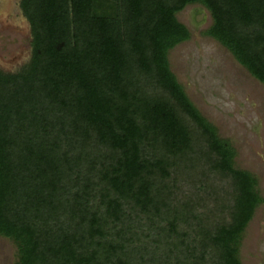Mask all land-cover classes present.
Here are the masks:
<instances>
[{"label": "trees", "instance_id": "obj_1", "mask_svg": "<svg viewBox=\"0 0 264 264\" xmlns=\"http://www.w3.org/2000/svg\"><path fill=\"white\" fill-rule=\"evenodd\" d=\"M193 3L264 87V0H19L30 56L0 68V235L15 264H242L257 178L168 60Z\"/></svg>", "mask_w": 264, "mask_h": 264}, {"label": "rangeland", "instance_id": "obj_2", "mask_svg": "<svg viewBox=\"0 0 264 264\" xmlns=\"http://www.w3.org/2000/svg\"><path fill=\"white\" fill-rule=\"evenodd\" d=\"M190 38L168 52L170 69L187 96L236 149L234 166L257 178L263 197L244 229L239 247L242 264H264V87L233 55L203 31L211 24L199 3L177 13ZM30 27L19 0H0V68L17 71L30 56ZM16 246L0 235V264H15Z\"/></svg>", "mask_w": 264, "mask_h": 264}, {"label": "crops", "instance_id": "obj_3", "mask_svg": "<svg viewBox=\"0 0 264 264\" xmlns=\"http://www.w3.org/2000/svg\"><path fill=\"white\" fill-rule=\"evenodd\" d=\"M188 28V27H187Z\"/></svg>", "mask_w": 264, "mask_h": 264}]
</instances>
